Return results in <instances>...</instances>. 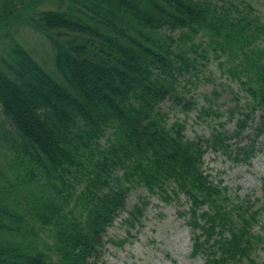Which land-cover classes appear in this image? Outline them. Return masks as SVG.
<instances>
[{
    "label": "trees",
    "instance_id": "16d2710c",
    "mask_svg": "<svg viewBox=\"0 0 264 264\" xmlns=\"http://www.w3.org/2000/svg\"><path fill=\"white\" fill-rule=\"evenodd\" d=\"M19 26L45 37L52 70L17 39ZM0 35V264H96L138 187L166 203L186 197L191 256L259 264L264 203L232 199L203 167L206 149L244 163L261 149L264 21L249 1L0 0ZM209 56L246 93L228 110L235 132L259 112L244 145L222 128L186 138L162 108L193 107L179 76ZM145 205L123 221L132 226Z\"/></svg>",
    "mask_w": 264,
    "mask_h": 264
},
{
    "label": "rangeland",
    "instance_id": "374dc122",
    "mask_svg": "<svg viewBox=\"0 0 264 264\" xmlns=\"http://www.w3.org/2000/svg\"><path fill=\"white\" fill-rule=\"evenodd\" d=\"M247 1L264 21V0ZM19 27L17 39L33 51L38 60L47 61L50 66L53 50L45 37L28 26ZM1 38L5 39L0 35V51L5 48V41ZM178 89L182 101L193 98V107L186 110L167 99L162 103V108L167 113L169 123L180 121L185 124L186 138L207 137L212 129L222 128L230 136L229 142L233 148L236 143L244 145L250 141L248 133L255 127L259 112L252 115L245 131L238 134L235 132L236 118H229L228 110L235 105L243 106L246 93L225 67L219 66L216 58L209 56L204 65L196 63L194 68L184 71L179 76ZM201 108L207 109L209 114H202ZM256 142L261 149L247 163L235 162L220 150L206 149L203 157V167L210 178L221 179L232 199L249 197L254 201V208L264 203V132L256 138ZM142 200L146 203L142 215L129 226L123 220L129 218L128 212ZM188 205L183 194L166 203L156 193H149L143 187L132 189L126 198L125 210L104 233L102 255L96 264H204L200 255L191 256L192 232L186 223V216L179 214L180 211H186ZM261 225L264 226V210L254 225L255 232L264 235ZM125 238L127 240L123 244L117 242ZM253 258L259 264L264 262V243L255 249Z\"/></svg>",
    "mask_w": 264,
    "mask_h": 264
}]
</instances>
